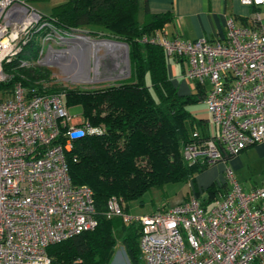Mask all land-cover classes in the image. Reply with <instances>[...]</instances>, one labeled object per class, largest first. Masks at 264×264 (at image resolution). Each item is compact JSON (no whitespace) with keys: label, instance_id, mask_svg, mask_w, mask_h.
<instances>
[{"label":"built area","instance_id":"1","mask_svg":"<svg viewBox=\"0 0 264 264\" xmlns=\"http://www.w3.org/2000/svg\"><path fill=\"white\" fill-rule=\"evenodd\" d=\"M240 2L255 13L246 25L231 20L222 41L170 40L163 31L141 40L185 61L187 80L205 91L218 134L194 133L184 159L208 168L224 163L229 186L212 207L192 195L173 208L136 217L112 197L107 216L142 228V264H264V185L244 192L228 165L264 144V0ZM82 39L91 40L58 27L26 0H0V86L10 81L6 65L26 51L31 56L33 46L36 58L21 59L22 67L66 68L80 54ZM65 98L30 94L21 84L0 89V264H51L50 246L98 225L94 192L72 184L66 153L74 141L104 129L71 116ZM78 132L81 137L74 138ZM123 258L117 264H132L126 252Z\"/></svg>","mask_w":264,"mask_h":264},{"label":"trees","instance_id":"2","mask_svg":"<svg viewBox=\"0 0 264 264\" xmlns=\"http://www.w3.org/2000/svg\"><path fill=\"white\" fill-rule=\"evenodd\" d=\"M26 1L32 4L58 0ZM139 3L140 0H62L47 17L60 28L126 45L131 65L127 80L86 90L66 89L68 108L81 107V116L87 122L104 129L100 135L74 141L66 153L72 184L88 186L94 192L98 225L93 231L50 246L51 264H113L118 246L124 248L132 264H140L142 228L125 223L121 217L109 218V200L116 197L124 213L130 215L131 204L150 190L191 181L194 175L208 169L189 165L183 155L185 147L194 141V133L207 137L203 132L205 122L199 121L200 131L188 110V106L204 100L205 91L197 86L193 95L178 93L169 78L164 50L141 42L163 26L164 16L152 15L146 8V21L140 22ZM36 53L33 46L31 56H20L6 65L7 72L15 73L0 89H12L20 83L30 94H43L52 71L37 65L21 66V59L32 61ZM54 91L56 88L51 90ZM213 186L208 188L205 199L196 191L204 207L220 192Z\"/></svg>","mask_w":264,"mask_h":264},{"label":"rangeland","instance_id":"3","mask_svg":"<svg viewBox=\"0 0 264 264\" xmlns=\"http://www.w3.org/2000/svg\"><path fill=\"white\" fill-rule=\"evenodd\" d=\"M56 5V1L32 3V6L46 17L52 15L53 9ZM81 34L82 36H86L83 33ZM89 39L91 40H81L80 44L82 49L79 52L80 54L69 59L66 62V64H68L66 68H63L62 65L58 63L55 65L50 64L44 66L52 71L49 81L44 83V95H66V89L68 88L69 90L99 88L130 78V53L129 48L126 45L98 38L89 37ZM94 44L95 46H93ZM29 54L30 52L26 51L24 56ZM186 67V69H188V65H186ZM7 73L11 80L12 74L15 73L14 70ZM85 76L88 77V81L79 79ZM89 78L93 82H91ZM54 88H56L57 92H51ZM58 91L60 92L58 93ZM207 108L205 101L188 106L189 112L197 120L196 126L200 131H202V127L199 125V121H206L209 117V110H207ZM70 114L71 116H81L82 108H72L70 109ZM258 146L255 145L246 151H243L241 156L242 167L234 169V167L231 166L244 191L246 188L264 182V155H260L259 153V151L264 148V145ZM205 172L194 175V179H192L194 183L192 180H188L187 182H175L166 185L163 189L150 190L142 197V199L131 204L129 214L133 217L144 216L163 209L167 210L173 208L185 202L186 198L188 200L196 191H199L200 195L203 196V194L208 193V185L212 184V181H206L209 173ZM202 186H204V191H202ZM213 187L222 192H224L225 189H229V186H224V182L220 179ZM219 195L220 194L217 193V196ZM124 253V248L118 246L113 263L117 264L121 259H124ZM140 262V264H142V259Z\"/></svg>","mask_w":264,"mask_h":264},{"label":"crops","instance_id":"4","mask_svg":"<svg viewBox=\"0 0 264 264\" xmlns=\"http://www.w3.org/2000/svg\"><path fill=\"white\" fill-rule=\"evenodd\" d=\"M56 2L58 5L62 0ZM139 6L140 22L142 23L146 21V8L149 9L152 15L164 16L163 26L151 34L163 31L170 40L178 38L186 42H193L202 38H206L212 42L217 40L222 41L226 37L228 23L231 20L238 25H246L255 13L253 7L243 5L240 0H140ZM164 53L167 60L169 78L177 88L178 93L182 96L195 94L194 86L186 78L187 63L183 60L168 56L165 51ZM208 115L209 117L204 121L205 126L203 132L206 136L214 137L218 134V128L210 122V114L208 113ZM242 153L232 158L228 165L234 167V169L242 167ZM259 153L260 155H264V148ZM207 172L209 174L207 175L206 181H212V184L208 185L209 187L215 185L219 179L224 182V186H228L225 180L224 163H218L208 168L205 173ZM263 185L264 182L246 188L245 191L242 190L244 192H250L254 189L261 188ZM203 188L204 186H202V191H204ZM228 191L229 189H225L224 192L220 191V195H216L214 201L209 203L207 207L209 208L215 205ZM193 195H197L196 192ZM205 195L206 193L201 198L205 199Z\"/></svg>","mask_w":264,"mask_h":264},{"label":"water","instance_id":"5","mask_svg":"<svg viewBox=\"0 0 264 264\" xmlns=\"http://www.w3.org/2000/svg\"><path fill=\"white\" fill-rule=\"evenodd\" d=\"M73 137H74V138H80V137H81V133H80V132L75 133V134L73 135Z\"/></svg>","mask_w":264,"mask_h":264},{"label":"bare ground","instance_id":"6","mask_svg":"<svg viewBox=\"0 0 264 264\" xmlns=\"http://www.w3.org/2000/svg\"><path fill=\"white\" fill-rule=\"evenodd\" d=\"M90 43V42H89ZM107 43V42H106ZM109 43V42H108ZM92 46V45H91ZM93 46H95V44L93 45ZM112 47V46H111ZM94 48V47H93ZM119 49V48H118ZM117 49V50H118ZM79 79H84V80H87L88 81V77L87 76H85V77H83V78H79Z\"/></svg>","mask_w":264,"mask_h":264}]
</instances>
